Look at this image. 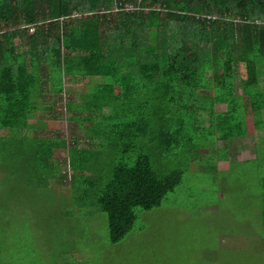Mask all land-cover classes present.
Segmentation results:
<instances>
[{"label": "trees", "instance_id": "1", "mask_svg": "<svg viewBox=\"0 0 264 264\" xmlns=\"http://www.w3.org/2000/svg\"><path fill=\"white\" fill-rule=\"evenodd\" d=\"M195 1L87 0L79 6L72 0H0V130H6L0 135V251L14 222L10 200L19 195L18 189L2 190L22 173L15 161L26 167L24 176L30 174L15 185L23 194L34 178L33 191L43 184L58 191L49 182L62 187L67 171L56 167L67 161L69 190L78 179L84 188L74 200L105 215L108 241L117 244L140 212L162 206L192 163L219 173L217 160L251 147L253 159L234 158L228 168L264 158L259 143L243 142L248 121L264 132V0ZM73 10L88 15L60 26L59 17ZM201 12L217 18L200 20L195 15ZM45 19L51 20L45 30L29 35L22 27ZM41 66L45 79L38 77ZM66 78L85 90L65 89ZM47 88L71 96L64 111L79 136L38 134L46 116L33 113L55 103L40 102ZM140 97L144 104H133ZM57 149L65 150V159H54L53 166Z\"/></svg>", "mask_w": 264, "mask_h": 264}, {"label": "rangeland", "instance_id": "2", "mask_svg": "<svg viewBox=\"0 0 264 264\" xmlns=\"http://www.w3.org/2000/svg\"><path fill=\"white\" fill-rule=\"evenodd\" d=\"M72 1L79 6L87 2ZM14 42L18 44V39ZM57 77L55 73L49 82L51 90L56 89ZM93 78L96 82L107 79ZM64 80L65 89L78 88V83L83 85ZM45 94L40 102L51 103L54 99L55 103L43 113H33L34 118L46 116L42 123L45 129L37 131L38 134L63 138L79 136L76 124L66 118L64 111V102L71 96ZM142 98L133 104H144ZM129 105L127 103L131 108ZM256 133L250 130L244 144H252L261 137ZM5 134L6 130L1 129L0 135ZM83 144L81 141L80 146ZM216 144L225 145L222 141ZM257 149L264 156L263 140ZM65 154L63 149L53 151V166L54 159L63 161ZM230 155L228 159L217 160L219 173L208 169V164L192 163L182 174L181 182L166 195L162 206L140 212L134 229L117 244L108 241L105 215L93 206L85 207L74 200L84 188L78 179L75 191L69 190L73 172L65 169L67 161L56 167L61 173L67 171L62 187L54 180L49 182L50 188L58 191L45 184L33 191V185L38 184L34 178L29 181L30 189L26 194L17 187L22 179L27 181L30 174L24 176L26 167L21 161H15L22 173L18 179H12L13 182L4 183L2 188L11 192L18 189L19 195L13 199L8 196L15 205L11 212L14 222L7 229L10 237L0 251V264H15L14 259L16 264H264V158L258 162L234 163L228 168V163L237 156ZM238 156V159H253L255 152L250 148ZM7 163L8 160L3 161L2 166ZM11 169H14L12 164ZM2 174L9 173L2 170Z\"/></svg>", "mask_w": 264, "mask_h": 264}, {"label": "crops", "instance_id": "3", "mask_svg": "<svg viewBox=\"0 0 264 264\" xmlns=\"http://www.w3.org/2000/svg\"><path fill=\"white\" fill-rule=\"evenodd\" d=\"M73 12H78V11H76V10H73L71 13H73ZM78 13H80V12H78ZM83 14V13H82ZM88 15V14H87ZM70 19H74V18H69V19H67V20H63V21H60L59 20V25L61 26V25H63L65 22H67L68 20H70ZM46 20H50V19H45V20H40L39 22H41V21H46ZM52 22H54V21H52ZM49 24V23H48ZM48 24H41V25H39L38 26V28L37 29H40V28H42V29H47V27H48ZM24 25H26V24H24ZM26 31H27V29L26 28H24ZM28 33V32H27ZM29 34V33H28ZM30 35V34H29ZM20 44V41H18V44H16V45H19ZM22 51V50H21ZM242 66H243V64L242 63H239V75H240V77L241 78H245V68H244V66H243V69H242ZM240 67H241V70H240ZM42 68L44 69V70H42ZM221 72L222 71H220L219 72V74H221ZM39 75H38V77H39V79L41 78V79H45V76H46V67L45 66H41L40 68H39ZM77 87L78 88H75V91L76 92H79V91H84L85 89H83V87L82 88H80L81 87V85L80 84H78L77 85ZM78 89H80V90H78ZM47 91V92H46ZM45 93H47V94H50V95H53V94H55V93H52V92H50L49 90H48V88L47 89H45ZM247 130H248V134L250 133V130H253L252 129V127H251V122L250 121H248V123H247ZM256 132H258V133H256ZM253 133H256V134H258V135H260L261 137H259L257 140H254V143H252V144H256V143H259L261 140H263V138H264V132L263 131H258V130H253ZM220 142V141H219ZM254 149H255V147H251V150H253L254 151ZM252 151V152H253ZM244 151H242L241 153H243ZM240 153V154H241ZM240 154H238V155H240ZM236 156V158H238L239 156Z\"/></svg>", "mask_w": 264, "mask_h": 264}, {"label": "built area", "instance_id": "4", "mask_svg": "<svg viewBox=\"0 0 264 264\" xmlns=\"http://www.w3.org/2000/svg\"><path fill=\"white\" fill-rule=\"evenodd\" d=\"M127 8H131V7L129 6ZM154 9L163 10V7L162 6H155ZM86 15H87L86 13L82 14V13H78V12H73L69 16H61V17H59V20L63 21V20H67L69 18L79 19V18H82V17H84ZM195 16H196V18H198L200 20H204V19L213 20V19L217 18L216 16H210V15H207V14H196ZM49 21H51V20L41 21V22H37L35 24H26V25H23L22 27L26 28L27 32L29 34H33L34 32H36V30H37L39 25L47 24ZM234 21L235 22H240L241 20L239 18H236V19H234ZM255 23H258V22H255Z\"/></svg>", "mask_w": 264, "mask_h": 264}, {"label": "flooded vegetation", "instance_id": "5", "mask_svg": "<svg viewBox=\"0 0 264 264\" xmlns=\"http://www.w3.org/2000/svg\"><path fill=\"white\" fill-rule=\"evenodd\" d=\"M180 1H183L185 4H187V1L188 0H175V2L177 3V4H179L180 5ZM199 2H200V0H196L194 3H195V5H197V4H199ZM184 4V5H185Z\"/></svg>", "mask_w": 264, "mask_h": 264}]
</instances>
